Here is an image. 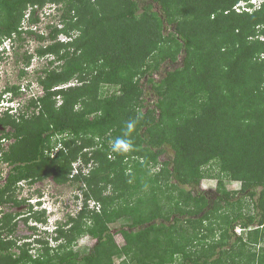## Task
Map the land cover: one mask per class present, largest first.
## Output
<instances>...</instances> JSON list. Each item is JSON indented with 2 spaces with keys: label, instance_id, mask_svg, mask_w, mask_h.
Returning <instances> with one entry per match:
<instances>
[{
  "label": "trees",
  "instance_id": "16d2710c",
  "mask_svg": "<svg viewBox=\"0 0 264 264\" xmlns=\"http://www.w3.org/2000/svg\"><path fill=\"white\" fill-rule=\"evenodd\" d=\"M238 1L0 0V43L13 44L23 39L25 21L38 23L36 11L47 2L60 4L47 35L37 33L47 42L34 54L51 56L38 75L41 93L26 98L15 113L0 112V162L9 168L0 185V264H172L177 254L183 264H232L221 251L215 256L211 244L192 254L185 249L200 245L202 229H210L204 221L213 217L224 224L221 237L230 238L240 226L250 227L244 240L238 237L243 246L264 241V0L252 12L233 10ZM173 22L174 31L165 33L164 25ZM182 51V65L159 80L152 77ZM32 57L25 55V66ZM76 74L74 84L63 86ZM145 84L156 97L152 107ZM20 88L5 86L0 101L5 93L10 99L19 95ZM62 134L67 136L59 139L61 148L50 154L53 136ZM117 140L131 147L114 149ZM168 147L172 157L159 159ZM129 159L133 172L126 173ZM213 160V189L193 194L181 186L198 184L202 166ZM49 176L58 183L80 182L83 205L51 234L57 246L42 236L18 243L21 213L2 207L21 203L19 182ZM224 177L239 180L240 188L227 190ZM108 185L116 193L103 194ZM245 197L254 212L236 208ZM89 200L97 209L88 208ZM28 205L27 215L21 214L25 223L47 221ZM224 208L229 212L217 214ZM121 217L128 222L116 230L118 243L116 232L100 223ZM82 235L94 239L83 253L72 247ZM33 247H39L36 254ZM245 256L246 264H264V250Z\"/></svg>",
  "mask_w": 264,
  "mask_h": 264
},
{
  "label": "rangeland",
  "instance_id": "374dc122",
  "mask_svg": "<svg viewBox=\"0 0 264 264\" xmlns=\"http://www.w3.org/2000/svg\"><path fill=\"white\" fill-rule=\"evenodd\" d=\"M57 3H50L47 2L43 8L36 11V14L39 16L38 23L32 25V29L36 31L33 34H29L27 32L23 33L22 40H18L13 44V48L10 47L9 50L6 51L5 54H0V90H2L5 86H10L13 84L20 85V89L22 90L19 95L14 96V99L12 101V106L15 107L18 102L21 104L25 101L26 98H28L31 95H39L41 93V87L38 83V75L40 73V69L49 66L48 61L50 60L51 56H43L39 57L34 54L35 49L41 45L47 42V40L40 39L39 34H44V36L47 35L48 31L50 30L49 24L53 22H57L58 16L60 14V11L58 10ZM153 10H156L162 17L163 12L160 9V6L156 3L153 4ZM26 22V21H25ZM176 25L175 22L171 23V25H164V32L168 33L170 31H174V26ZM24 36V37H23ZM66 36L61 34L59 38L64 39ZM66 39H68L66 37ZM32 54L33 57L30 60V63L28 66H25V55ZM183 55L184 52L182 51L177 59L175 61H169L166 60L165 62L161 63L159 68L153 72L152 77L156 80H159L162 76H164V73L169 70L176 68L180 65H182L183 62ZM62 62V61H61ZM59 63H55L54 66H59ZM52 66V65H50ZM21 70H24L25 73H22ZM84 74L88 75L87 69L83 68ZM146 77H144L145 80ZM77 81V74L73 76L69 80L67 84H63V86L74 84ZM150 85L145 84L146 88V94L145 98H148V103L151 104L156 100V97L153 95V93L150 92ZM100 91H104L103 94H105V87L101 89ZM99 91V92H100ZM7 97H11L10 94H7ZM61 98L57 96V104L61 102ZM18 106V105H17ZM92 115V113L90 114ZM66 137L67 134H62L59 136H53V141L56 142L55 147L51 150L50 154H55L56 151L61 148V142L59 139ZM95 138L98 139L99 137L95 135ZM9 141L5 140L2 142V146L6 147ZM173 155V150L171 148H167L166 152L159 157V159H169ZM114 156L112 155V158ZM80 163V157L79 160L73 163V168L78 167ZM92 162H90L86 168L83 169V171L87 172L90 167H92ZM133 162L128 160V166L126 169V173L133 172L132 166ZM160 167V164L157 163L156 165H150L151 172L157 171ZM8 166L4 163L0 162V180L4 179V176L7 173ZM202 177L199 178L198 184L192 185H184L181 186L185 189H191V191L195 192L193 194H197V192L206 190L208 188L213 189L217 182V165L214 163V160L209 162L207 165L202 166ZM75 172V170H72V173ZM1 183V182H0ZM132 183H134L132 179ZM224 183L225 188L229 191L236 190L240 188V182L239 180H230L224 177ZM82 184L77 181H64L62 183L55 182L51 176L46 177L42 180H38L32 184H29L28 182H23V185H19L17 189L15 190L16 196L18 199L21 200V203L17 206L14 205H8L6 204L3 206V210H10L13 212H19L23 214V216L27 215V209L29 207V203L26 201V197H38L43 196L42 198V205H39L37 207L34 206L36 209L35 211L43 213L45 217H47V224L39 223V225H42L41 228L48 227L49 230L51 229V225L54 224V222H58L56 220L61 219V221H64L67 219L68 215H74L76 212L80 210V207L83 205V189ZM112 186L108 185L107 188L104 190L103 194H112L116 192H112ZM204 192V191H203ZM44 199V200H43ZM34 201V200H33ZM88 208H96V204L92 200H89L87 202ZM96 205V206H95ZM45 207V208H43ZM241 207L243 211L246 213L254 212L253 209V203L252 200L248 197H245L242 201H240L238 204H236V208ZM33 208V207H32ZM33 208V210H34ZM229 212L227 208H224L223 210H219L217 214L220 213H227ZM17 215V229H16V237L18 238V243L23 242H33L34 237L36 236H42L44 238H48L49 245L51 246H57L58 242L55 240H50L51 234L49 232L43 233L41 228H38L36 225L37 230H33L29 228V225L34 224L33 220L29 218L27 223L24 222L22 215ZM28 217V216H27ZM212 220V221H210ZM128 222V218L121 217L119 218L115 223L109 224L104 221L100 223V227L104 230H111L113 232H116L115 238L118 243H122L121 235L116 231L117 228L120 225H124ZM205 224H207V227L210 229H202L204 240L201 241L200 245L198 243L196 244H188L185 248L188 253H196L197 251H200L201 248H207L208 244H211L214 246V249L211 247V249L216 250L215 256H219V252L221 251L220 257L222 259H226L225 261L230 262L232 260V264H246L244 262L245 253L248 251L257 252L260 254L262 252L264 247V241L258 242L257 244H248L246 246H243L241 244V241L238 239L239 236L243 237V240L246 238L247 230L250 229L247 228L245 230H240L239 233H231L230 238L221 237V231L224 228V224L221 223V219L213 217L211 219H206L204 221ZM237 227V226H236ZM235 227V228H236ZM239 227V226H238ZM190 232V229L189 231ZM230 232V231H229ZM232 232V231H231ZM49 233V234H48ZM187 235L190 236V233ZM30 242V243H31ZM219 242H227L224 243V245L219 246ZM94 243V239L91 238L88 235H82L78 237L74 244L73 249L77 250L81 253L87 251ZM30 248V245H27ZM37 248L39 247H33L31 249L32 254L37 253ZM238 251V254H237ZM239 251L243 254H240ZM214 257V256H213ZM173 263L172 264H183L184 259L182 254H177L172 258ZM211 261V259H210ZM115 262H118V259H115ZM210 264H219L217 262H211ZM231 264V263H230Z\"/></svg>",
  "mask_w": 264,
  "mask_h": 264
},
{
  "label": "clouds",
  "instance_id": "9594fccd",
  "mask_svg": "<svg viewBox=\"0 0 264 264\" xmlns=\"http://www.w3.org/2000/svg\"><path fill=\"white\" fill-rule=\"evenodd\" d=\"M263 0H239L236 4L233 5V10H235L236 12H241V11H248V12H252L253 10L257 9L260 7V5L262 4ZM32 25H28L27 22L24 23V28L27 29L26 32L31 29L32 31H34L32 28ZM36 32V31H34ZM23 35V34H22ZM24 37V36H23ZM61 39V38H60ZM66 39V37L64 38ZM62 39V40H64ZM13 42L10 39H5L2 43H0V54H5L7 50H9L10 47H12ZM5 49V52H2V50ZM7 94L10 93H5V95H3L2 100L0 101V112L5 110V109H10L11 112H16V110L18 109L20 102H18V104H16L15 107L12 106V101L14 98L10 99L11 97H7ZM11 95V94H10ZM18 105V106H17ZM132 125L129 124V129H131ZM2 141V140H1ZM131 147L130 142L124 141V140H117L115 145H114V149H119V148H124V149H128ZM74 170L76 172V167H74ZM73 172V173H75ZM0 185L4 182V179L0 180ZM23 182H19L18 186L23 185ZM42 198L43 196H38V197H26V201L31 204L34 208L42 205ZM34 200V201H33ZM44 200V199H43ZM3 208V207H2ZM45 208V207H43ZM46 209V208H45ZM34 210H36L34 208ZM58 222H54L53 225H51V229L49 230L48 227L45 226V228H41L42 225H39V228L49 232L50 234L54 233V231L56 230L58 223L61 222V219L56 220ZM34 225H36L38 227L39 223H35L33 222ZM42 224V223H41ZM44 224H47V222H45ZM43 227V226H42ZM238 227V226H237ZM240 227V226H239ZM246 228H243V230H245ZM234 232L237 233L236 228H234ZM51 240V239H50Z\"/></svg>",
  "mask_w": 264,
  "mask_h": 264
},
{
  "label": "built area",
  "instance_id": "2783aa9c",
  "mask_svg": "<svg viewBox=\"0 0 264 264\" xmlns=\"http://www.w3.org/2000/svg\"><path fill=\"white\" fill-rule=\"evenodd\" d=\"M240 230H243V228H241V227H236V231H237V233H239Z\"/></svg>",
  "mask_w": 264,
  "mask_h": 264
}]
</instances>
